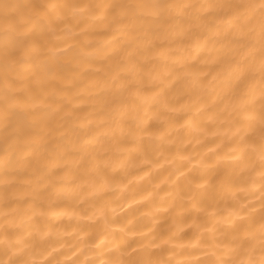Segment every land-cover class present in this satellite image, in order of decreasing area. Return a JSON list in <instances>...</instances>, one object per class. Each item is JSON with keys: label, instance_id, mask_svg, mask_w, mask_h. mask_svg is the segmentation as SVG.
Instances as JSON below:
<instances>
[{"label": "clouds", "instance_id": "clouds-1", "mask_svg": "<svg viewBox=\"0 0 264 264\" xmlns=\"http://www.w3.org/2000/svg\"><path fill=\"white\" fill-rule=\"evenodd\" d=\"M0 264H264V0H0Z\"/></svg>", "mask_w": 264, "mask_h": 264}]
</instances>
